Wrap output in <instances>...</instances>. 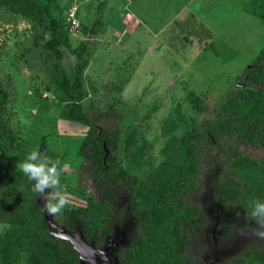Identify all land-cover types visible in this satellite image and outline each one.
<instances>
[{"label":"trees","instance_id":"trees-1","mask_svg":"<svg viewBox=\"0 0 264 264\" xmlns=\"http://www.w3.org/2000/svg\"><path fill=\"white\" fill-rule=\"evenodd\" d=\"M252 2L264 32L261 4ZM0 8L31 21L24 61L51 62L47 87L66 102L61 116L87 127L75 155L94 194L84 205L65 208L63 231H79L95 249L110 244L111 237L113 264H264V240L239 234L250 223L248 200H264V156L252 157L238 147L264 150V44L223 90L211 116L191 123L176 146L138 178L117 160V132L99 126L81 107L88 42L72 48L66 36H59L53 0H0ZM101 26L97 13L83 32L95 35ZM65 56L70 57L68 72ZM8 97L0 84V264H81L72 243L41 210L32 182L16 171L30 151L8 124ZM102 143L108 151L104 159ZM34 149L56 159L43 135ZM191 194L198 195L196 201ZM224 238L232 241L233 255L211 261L208 254Z\"/></svg>","mask_w":264,"mask_h":264},{"label":"rangeland","instance_id":"rangeland-1","mask_svg":"<svg viewBox=\"0 0 264 264\" xmlns=\"http://www.w3.org/2000/svg\"><path fill=\"white\" fill-rule=\"evenodd\" d=\"M252 3L264 12V0ZM250 5V0H53L59 36L72 48L88 42L81 107L99 126L117 132V160L136 177L144 178L191 123L211 116L223 90L264 44L258 10ZM97 13L102 26L88 35L83 31ZM30 40L31 21L0 8V84L9 92L8 124L23 149L33 150L45 137L60 162L68 205H84L94 190L78 169L75 151L87 127L61 116L66 102L47 87L51 62L24 61ZM69 60L62 61L66 72ZM238 147L264 156L262 149ZM197 194L188 197L196 201ZM47 218L73 243L81 264H113L111 237L110 244L95 249L78 231H63L60 215ZM231 243L215 242L211 261L231 257Z\"/></svg>","mask_w":264,"mask_h":264},{"label":"clouds","instance_id":"clouds-1","mask_svg":"<svg viewBox=\"0 0 264 264\" xmlns=\"http://www.w3.org/2000/svg\"><path fill=\"white\" fill-rule=\"evenodd\" d=\"M15 167L32 182V191L41 201V210L51 217L62 214L69 200L62 188L59 160L47 152L33 149ZM246 209L250 223L239 229V234L264 240V200L253 196L248 200Z\"/></svg>","mask_w":264,"mask_h":264},{"label":"water","instance_id":"water-1","mask_svg":"<svg viewBox=\"0 0 264 264\" xmlns=\"http://www.w3.org/2000/svg\"><path fill=\"white\" fill-rule=\"evenodd\" d=\"M102 147H103V149H104V156H103V159H104V158L107 156L108 151H107V149L105 148L104 143H102ZM215 225H216V222H214V224L212 225L211 231H210V234H211L213 240H214V236H213V234H214ZM75 231H76V230H75ZM78 232H79V231H78ZM69 241H70V240H69ZM71 243H72V242H71ZM72 245H73V243H72ZM73 247L75 248L74 245H73ZM75 250L77 251L76 248H75ZM77 252H78V251H77ZM78 255H79V257L81 258L79 252H78Z\"/></svg>","mask_w":264,"mask_h":264},{"label":"built area","instance_id":"built-area-1","mask_svg":"<svg viewBox=\"0 0 264 264\" xmlns=\"http://www.w3.org/2000/svg\"><path fill=\"white\" fill-rule=\"evenodd\" d=\"M72 21V20H71Z\"/></svg>","mask_w":264,"mask_h":264}]
</instances>
